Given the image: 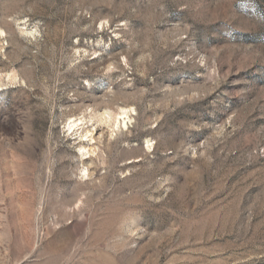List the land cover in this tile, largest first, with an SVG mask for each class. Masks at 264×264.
Returning <instances> with one entry per match:
<instances>
[{"label":"rangeland","instance_id":"rangeland-1","mask_svg":"<svg viewBox=\"0 0 264 264\" xmlns=\"http://www.w3.org/2000/svg\"><path fill=\"white\" fill-rule=\"evenodd\" d=\"M0 264H264V0H0Z\"/></svg>","mask_w":264,"mask_h":264},{"label":"bare ground","instance_id":"bare-ground-1","mask_svg":"<svg viewBox=\"0 0 264 264\" xmlns=\"http://www.w3.org/2000/svg\"><path fill=\"white\" fill-rule=\"evenodd\" d=\"M122 113L128 114V111H123ZM70 127H73V125H71Z\"/></svg>","mask_w":264,"mask_h":264}]
</instances>
